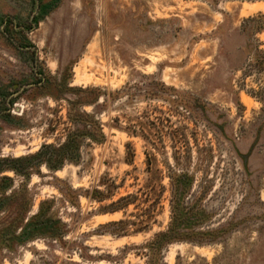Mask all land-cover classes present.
Returning <instances> with one entry per match:
<instances>
[{"label": "rangeland", "instance_id": "rangeland-1", "mask_svg": "<svg viewBox=\"0 0 264 264\" xmlns=\"http://www.w3.org/2000/svg\"><path fill=\"white\" fill-rule=\"evenodd\" d=\"M259 52L264 0H0V160L59 147L84 127L85 113L105 134L101 142L79 138L73 160H52L56 170L42 163L30 176L0 172V202L10 198L0 206V264H264ZM160 83L191 111L165 101ZM150 88L158 97H147ZM145 114L186 132L180 163L169 136L155 150L117 127ZM186 166L196 172L192 193L205 191L211 224L202 229H217L216 239L174 242L151 263L146 244L170 222L167 173ZM153 183L166 189L150 210L152 198L140 196L106 211ZM24 188L34 195L25 223L43 201L49 220L28 240L22 227H8ZM121 219L137 224L123 230L113 223Z\"/></svg>", "mask_w": 264, "mask_h": 264}, {"label": "trees", "instance_id": "trees-1", "mask_svg": "<svg viewBox=\"0 0 264 264\" xmlns=\"http://www.w3.org/2000/svg\"><path fill=\"white\" fill-rule=\"evenodd\" d=\"M255 60L261 65L264 63V52H259L255 57ZM162 89H164V93L167 94L164 97L165 101L169 102L174 109L185 108L189 109L188 103H186L182 96L176 95L174 93H178V91L170 86L165 85L164 83H160ZM158 90L156 88H150L147 92V97H158ZM189 111H191L189 109ZM181 113V112H180ZM87 118H89L85 122V125L82 129H76L75 132L69 136L64 143H62L59 147L55 146H42V148L34 154L22 156L18 158H4L0 160L2 162L0 164V172L4 170H13L17 174H21L24 176H30L31 169L33 166L45 163L49 166V168L56 170L60 166H52V160L56 158L58 162H62L69 157L73 160V157L77 151V144L79 138L89 139L95 142H101L105 138V134L101 125H96L94 121V116L85 113ZM73 123L77 124L79 119L72 118ZM167 122H171L169 118H165L162 115L155 116V118H151L149 115L145 114L138 119H136L133 123L129 124V126L117 125L120 129L126 131L130 135L140 136L143 138L151 148L158 150L160 147H164L165 137L169 136L172 140L173 147L175 149L174 158L180 163V155L179 149L181 146L186 147L189 151V140L187 138L186 132L182 128H173L171 125L168 127ZM90 125V128L87 126ZM169 128V129H166ZM181 145V146H180ZM46 150H50L48 154H44ZM190 153V154H189ZM188 153L187 158H191V152ZM148 158V170L153 172L155 169V162L152 156V153L147 151ZM133 155V154H132ZM18 163H24V165H18ZM153 176H156L154 172ZM167 177H169L170 181V222L167 228L163 231H160L155 234L152 240L147 242V248L150 251L151 263L152 260L161 258V254L163 249L168 245L178 242V241H191L198 244H207L215 241V234L218 231L217 229H202L204 226H210V216L207 215L205 207L202 206L203 194L204 192H200L201 195L195 196L192 193L193 186L196 179V172H191L189 168H176L170 169L167 173ZM5 180L9 182L12 181L11 177H4ZM155 183L151 184L147 191H142L140 194H129L123 196L117 200V202L113 203L111 209L106 211H117L119 209H123L127 207L131 202H135L141 197L144 196V202H149L152 198V205H150L146 211L153 208L157 202H159V198L161 195V191L166 189L165 186H160L161 191H158V187ZM26 189V188H24ZM33 193L29 190H24L22 192L21 197V205L19 206V213L17 217H13L12 210L9 211V224L10 232H17L18 228L22 227V235L25 240L33 239L38 235L43 234V229H45V225L49 223V220L45 219V211L43 208L44 201L41 202L40 209L35 215V218L32 217L28 219L27 223L25 220L27 218V213L30 211L33 205ZM191 198V200H189ZM10 199V198H9ZM8 198H5V201L8 202ZM5 201L0 202V206L5 205ZM12 204H9L10 209L12 208ZM8 208V206H6ZM6 208V209H7ZM12 216V217H11ZM6 217V218H7ZM41 220L39 226H32L34 219ZM121 227L123 230L127 229L128 224H137L135 221H129L126 219H121L120 221L113 222ZM7 227V228H8ZM28 228V229H27ZM144 228H139L137 231H141Z\"/></svg>", "mask_w": 264, "mask_h": 264}]
</instances>
